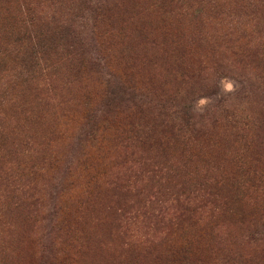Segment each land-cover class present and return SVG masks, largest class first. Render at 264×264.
Returning <instances> with one entry per match:
<instances>
[{
  "label": "rangeland",
  "instance_id": "rangeland-1",
  "mask_svg": "<svg viewBox=\"0 0 264 264\" xmlns=\"http://www.w3.org/2000/svg\"><path fill=\"white\" fill-rule=\"evenodd\" d=\"M84 1L0 0V50L8 54L0 67V114H7L0 135V264H178L179 258L264 264L259 190L234 206L250 211L247 221L207 207L176 228L150 217L157 211L147 201L149 190L162 199L178 190L166 183L169 174L157 181L148 172L156 159H147L155 156L182 173L235 177L244 139L215 123L214 111L206 115L210 106L264 118L263 76L235 54L247 40L222 38L252 26L239 0ZM99 6L106 13L98 19ZM37 24L53 48L41 54L45 70L32 72L31 43L22 35ZM62 24L76 29L75 50L62 47L73 42ZM248 46L257 48L253 41ZM217 61L224 64L214 68ZM108 81L135 90L145 100L143 112L133 102L109 109ZM177 91L193 98L202 133L187 146L151 147L161 100ZM138 129L150 131L152 142L141 141ZM246 160L254 164L248 151ZM129 179L148 187L145 193L127 192ZM126 202L141 216L126 218Z\"/></svg>",
  "mask_w": 264,
  "mask_h": 264
},
{
  "label": "trees",
  "instance_id": "trees-1",
  "mask_svg": "<svg viewBox=\"0 0 264 264\" xmlns=\"http://www.w3.org/2000/svg\"><path fill=\"white\" fill-rule=\"evenodd\" d=\"M84 2L86 3V0ZM239 2L247 23H250L252 26H244L239 30L233 29L232 31L225 33L222 38L226 41V37H233L234 35L239 34L238 39L247 40L245 50L242 51L239 49L238 51H235V54L238 55L240 63L251 64L252 67L258 71V76H263L264 79V0H239ZM103 9H105V7L99 6L96 10L98 19L106 13H100ZM81 15L82 14H79L78 16ZM37 26L38 27L33 31L25 32L22 35L31 43L30 51L32 52V72H35V67L37 66H46L43 62L44 57L42 58L41 54L44 53L43 50L49 46H51L49 49L53 48V45L49 44L48 36L45 33H42V31L39 32L40 24H37ZM63 26L64 25L62 24L60 32L66 31L64 35L68 40V43L71 40L73 42L70 43V46L62 44V47H65V49H68L67 51H70L68 47L72 46L75 50L77 48L75 43L76 29H73L72 25L67 27ZM64 35L62 34L61 37ZM250 41H253L254 45H257L256 50H253V48L248 46L250 45ZM74 50L67 53L66 57L72 56ZM13 51L17 53V56L22 54L21 47L15 48ZM10 54H12V52ZM7 56V51L0 50V67L2 63L5 62ZM80 58V63L84 64V59L82 57ZM215 64L216 67L215 65H213V67L218 68L224 63L217 61ZM31 71L28 72V74L30 78L33 79L34 76L31 74ZM107 85L108 95L106 101L107 103H105V105L108 106L109 109L112 110L113 106H117L122 103L128 105V102H133L137 109L139 108L138 111L141 110L143 112L145 100H143V98L139 96L135 90L129 91V89L123 85H120L119 83L115 84L110 81L107 82ZM212 89L213 91L211 94L214 95L218 90V86L215 87V89L213 86ZM188 95L189 94L185 92L177 91L168 98L166 96L167 99H164V101L161 100V110L156 122V129H158L154 142L156 145L151 144L149 146H159V148H161L163 146H167L171 142H174L175 144L181 143L180 145L187 146L192 140L197 141L199 139V135L202 133V127L199 126V122L196 120L197 115L193 110L192 105L193 98H189ZM166 101H171L175 104L170 105L166 103ZM180 102L184 104H180ZM213 106H215L212 107L213 109L211 106L207 109L206 115H209L211 111H214L212 118L215 123L221 124L222 122H225L226 126H228L227 128L236 131V136L240 137L242 140L244 139L239 157V164H237L236 175L232 180L224 176H220L222 178L210 180L206 176H200V173L198 172L193 171L189 173H182L181 171H178V168H174L173 166L170 167L168 164L161 166L158 164L159 160L157 159V156H155V158L147 159H156V167L148 171L152 174L155 180L159 181L160 179V181H162L163 175L169 174L166 183H168L170 187L178 188L177 191L172 193L173 197L169 199H162L158 190L148 191V197L150 196L147 200L149 205L148 207L152 206V209H156L157 211L156 215L154 214V217H150H152L156 222L159 221L162 224H167L168 228H176L181 224V222H183V225H187L188 222L191 223L192 221H196L195 218L197 213L207 207L214 208V212H217L218 210H233L239 220L247 221V219H251L250 211L242 207L235 209L234 206L243 201L252 189L259 190L264 196V169L260 167V162L264 158V118L253 119V115H250L247 111H243L240 108L237 110L236 108L225 105ZM216 112L219 113V116L216 115ZM5 118H7V114H5V117L3 114H0V135H3L2 128L5 123ZM249 128L254 129V132L251 134V138L244 135V131ZM138 131L142 133L140 136L141 141L152 142L153 135L150 134V131H146L145 129H138ZM246 151L252 154L254 164L249 163L246 160ZM140 168L142 169L140 172L142 175L143 168L142 166ZM135 175L139 177L138 171ZM129 181L130 182H128L125 187H128L129 189L127 192H130L135 196L145 193L148 188L145 186L138 187L135 180L132 181L129 179ZM135 186L138 187L136 191L133 190L135 189ZM134 199L138 198L135 197ZM169 200L172 204L165 206ZM147 201L144 203L142 211L147 208ZM129 204L130 203L126 202L123 207L127 209V211L123 212V214L126 215V218H129V215L131 218L141 216L138 213V208L134 210V205ZM156 206L158 208H156ZM260 208L261 218L263 221L260 223L262 225V229H257V233L264 232V197ZM147 213H149L148 210L143 212L144 215ZM174 257L175 256L172 255V258ZM178 260V264H185L183 259L179 258ZM228 262L229 261H223L224 264H227Z\"/></svg>",
  "mask_w": 264,
  "mask_h": 264
}]
</instances>
